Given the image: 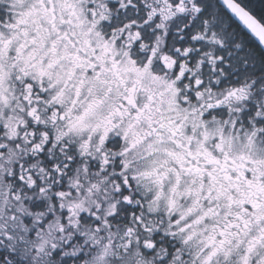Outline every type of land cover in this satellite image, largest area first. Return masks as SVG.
Masks as SVG:
<instances>
[{"label": "snow or ice", "instance_id": "1", "mask_svg": "<svg viewBox=\"0 0 264 264\" xmlns=\"http://www.w3.org/2000/svg\"><path fill=\"white\" fill-rule=\"evenodd\" d=\"M0 264H264V0H0Z\"/></svg>", "mask_w": 264, "mask_h": 264}]
</instances>
